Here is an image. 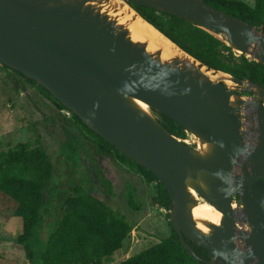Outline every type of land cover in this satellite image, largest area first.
I'll return each mask as SVG.
<instances>
[{"label":"water","instance_id":"water-1","mask_svg":"<svg viewBox=\"0 0 264 264\" xmlns=\"http://www.w3.org/2000/svg\"><path fill=\"white\" fill-rule=\"evenodd\" d=\"M112 1L139 18L130 4L182 18L264 67L261 28L203 0H0V64L35 81L156 176L171 200L170 224L195 262L264 264V89L203 65L166 37L187 58L162 61L161 51L149 53L108 16L124 7ZM202 68L246 84L249 96ZM155 113L175 122L193 144L171 135ZM191 191L221 214L218 224L203 222L207 233L193 219ZM183 236L210 259L198 257Z\"/></svg>","mask_w":264,"mask_h":264},{"label":"trees","instance_id":"trees-1","mask_svg":"<svg viewBox=\"0 0 264 264\" xmlns=\"http://www.w3.org/2000/svg\"><path fill=\"white\" fill-rule=\"evenodd\" d=\"M203 1L231 18L261 28L264 34V0H252V6L241 0ZM130 6L155 30L198 62L264 89V67L246 55L235 53L224 40L177 16L137 4ZM0 67L8 69L1 64ZM13 72L37 86L59 110H66L71 114L74 124L80 129V151L84 150L85 144L92 145L97 152L110 150L121 165L132 170L145 184H154L152 203L166 211L170 235L117 264H199L188 254L170 224L168 211L171 209V200L156 176L89 130L76 115L35 81ZM155 114L171 135L179 139L185 138L184 130L175 122L161 114ZM74 156L76 161L79 154L75 153ZM0 193L17 203L14 216L21 218L22 222L21 235L17 240L27 250L29 264H34V259H38L39 264L109 263L112 255L122 248L132 231V226L124 217L93 194L71 185L64 189L58 188L51 164L42 150L31 148L28 143H17L13 148L0 151ZM132 193L133 190H130L127 201L134 209L136 204ZM236 200L238 202V197ZM45 206V211H48L47 214L44 212L45 216L49 215V221L52 220L51 216L55 219L54 230L43 250L38 251L34 258L29 243ZM183 239L198 257L210 259L206 250L184 236Z\"/></svg>","mask_w":264,"mask_h":264},{"label":"rangeland","instance_id":"rangeland-1","mask_svg":"<svg viewBox=\"0 0 264 264\" xmlns=\"http://www.w3.org/2000/svg\"><path fill=\"white\" fill-rule=\"evenodd\" d=\"M241 1L253 5L252 0ZM110 5L124 6L119 9L130 11L125 3L112 1ZM233 87L239 88L237 92L242 97L249 96L248 91L242 90L246 84ZM185 137H188L186 133ZM191 140L192 137L189 142ZM17 143H28L31 148L42 150L51 164L58 188L69 185L82 188L130 223L132 231L128 239L105 264H117L169 237L166 211L152 203L154 184H145L132 170L121 165L110 150L97 152L92 145L85 144L80 151V129L71 114L59 110L37 86L12 70L0 67V151L13 148ZM75 153L79 154L76 161ZM130 190L136 204L134 209L127 201ZM236 199L235 206H238ZM16 208L15 201L0 193V264H29L27 250L17 240L22 222L14 216ZM46 208L41 211V220L29 243L34 258L54 230L55 219L51 216L49 221V215L45 216ZM34 264H39L38 259H34Z\"/></svg>","mask_w":264,"mask_h":264},{"label":"bare ground","instance_id":"bare-ground-1","mask_svg":"<svg viewBox=\"0 0 264 264\" xmlns=\"http://www.w3.org/2000/svg\"><path fill=\"white\" fill-rule=\"evenodd\" d=\"M108 16L115 17L117 24L124 26L129 31V37L132 41L146 44V50L149 53L161 51L162 61H169L172 58H187L184 53L177 50L163 35L139 18L132 10L130 12L124 9H115L114 13H108ZM201 71L212 80L224 78V84L229 87L234 86V83L228 79L229 77H227V75H213L211 72H206L205 68H202ZM138 105L144 110L147 109V106L143 103H138ZM191 193L197 200V205L192 209L193 219L197 223V228L207 233L209 229L203 225V222L218 224L221 214L207 202L200 199L194 191H191ZM234 206L235 205H233V207Z\"/></svg>","mask_w":264,"mask_h":264},{"label":"built area","instance_id":"built-area-1","mask_svg":"<svg viewBox=\"0 0 264 264\" xmlns=\"http://www.w3.org/2000/svg\"><path fill=\"white\" fill-rule=\"evenodd\" d=\"M66 114H69V112L66 111ZM186 136H188V137H185L184 139H181V140L187 145H192L193 144V140H191V142H189V138H191V136L188 135V134H186Z\"/></svg>","mask_w":264,"mask_h":264}]
</instances>
